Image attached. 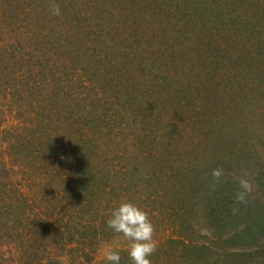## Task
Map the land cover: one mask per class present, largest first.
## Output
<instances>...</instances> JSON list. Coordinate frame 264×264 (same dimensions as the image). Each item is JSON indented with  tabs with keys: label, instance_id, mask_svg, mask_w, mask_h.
Listing matches in <instances>:
<instances>
[{
	"label": "trees",
	"instance_id": "1",
	"mask_svg": "<svg viewBox=\"0 0 264 264\" xmlns=\"http://www.w3.org/2000/svg\"><path fill=\"white\" fill-rule=\"evenodd\" d=\"M125 198L151 264H264V0H0V264H133Z\"/></svg>",
	"mask_w": 264,
	"mask_h": 264
},
{
	"label": "clouds",
	"instance_id": "2",
	"mask_svg": "<svg viewBox=\"0 0 264 264\" xmlns=\"http://www.w3.org/2000/svg\"><path fill=\"white\" fill-rule=\"evenodd\" d=\"M51 13L54 16L61 15L59 4L50 5ZM213 177L210 189L214 191L224 176V170L221 167L213 168L211 171ZM237 181V191L235 193V202L232 207L233 214L240 212V205H247L249 198L253 193V182L250 175H239L234 177ZM108 228L122 236L127 244L128 255L133 264H151L150 257L156 252L158 243L154 239L155 225L151 221L148 213L137 203L125 198L117 206H114L106 221ZM104 258L119 264L120 253L111 245L103 249Z\"/></svg>",
	"mask_w": 264,
	"mask_h": 264
},
{
	"label": "rangeland",
	"instance_id": "3",
	"mask_svg": "<svg viewBox=\"0 0 264 264\" xmlns=\"http://www.w3.org/2000/svg\"><path fill=\"white\" fill-rule=\"evenodd\" d=\"M259 215V214H258ZM258 223H260L258 221ZM256 223V227L259 228V224ZM243 225L239 226L238 225V219L237 218H233L230 223L227 225V226H223L221 223H219L216 227V238L213 240V241H216L218 243H221V242H224L223 241V237L221 238V234L223 236V234L225 232H231L233 233L235 230L236 231H239L238 234H236L235 236L233 235L232 237V241L233 242H240L242 241V239L244 238V240H249V237H248V234H242L241 232L243 231ZM232 230V231H230ZM258 237L260 238V233L258 232ZM107 245H111L114 247V245L112 244H104L102 245L100 248H99V251H98V259H105L104 256H103V249L105 246Z\"/></svg>",
	"mask_w": 264,
	"mask_h": 264
}]
</instances>
